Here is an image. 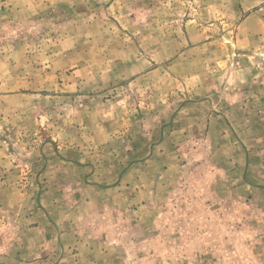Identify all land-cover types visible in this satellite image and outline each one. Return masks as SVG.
Wrapping results in <instances>:
<instances>
[{
  "label": "rangeland",
  "instance_id": "374dc122",
  "mask_svg": "<svg viewBox=\"0 0 264 264\" xmlns=\"http://www.w3.org/2000/svg\"><path fill=\"white\" fill-rule=\"evenodd\" d=\"M0 167V264L82 188L94 264H264V0H0Z\"/></svg>",
  "mask_w": 264,
  "mask_h": 264
},
{
  "label": "crops",
  "instance_id": "0c3cea01",
  "mask_svg": "<svg viewBox=\"0 0 264 264\" xmlns=\"http://www.w3.org/2000/svg\"><path fill=\"white\" fill-rule=\"evenodd\" d=\"M1 174H3V170L0 167V175ZM45 197L48 201L47 204H41L39 209H37L36 211H32L33 217L36 218L35 223L36 222L38 223V226L33 224L34 226H32V229L36 227L39 229L42 228V230H45L46 233L49 232L53 235V240H52L53 243L57 241L56 242L57 244L61 243L63 246H65L64 244H69V245L90 244V246H87L86 248L89 252H85V255L88 254L89 257H86L85 255H83V253H76V251L75 252L72 251L70 252V256L71 254L73 255L74 262L73 263L71 262L72 258H68L70 259V262H68L67 264H81L82 258L85 259L83 264H94L93 262L95 261L94 258L96 254L95 252H91L93 248V244H98V245L103 244L104 246V244L112 243L111 240L116 241L115 239H117L118 235H114L115 237L109 236L110 237L109 239L107 237H104L103 235H99L96 232H94V230L90 228V226L95 225L97 228L104 227V224H106V226H111L115 228L121 226L120 222L118 221L121 218L118 209L102 210L99 208L98 205L94 209V205H95L94 197L93 196L88 197L87 193L85 194L84 188H82L81 193L79 194L78 197H75L74 195L72 196L71 194L70 195L68 194L66 196L60 194V197H55V198H51L50 195H47ZM100 212L105 214L106 218L104 219H106V221L101 220L102 218L98 216L99 218H97L94 222L93 219L96 215H102L99 214ZM102 217H104V215ZM99 220H101V222H98ZM124 226H126V224H124ZM87 228H90V230H88L87 234H85L84 230H86ZM100 229L101 230L99 231H102V228ZM46 241L49 242L48 240ZM81 245L78 246L76 249L79 250L83 249ZM59 246L61 245L59 244ZM62 249L63 248L61 247L60 251L62 255L64 254L63 255L64 258L62 259V262H65L67 260L66 253H63ZM100 255H102L101 257L105 259L116 258L114 255L113 257L110 254L107 255L106 252H103ZM36 257L37 256H32L30 258L36 259ZM19 258L20 259L23 258V254H21ZM38 263H39L38 260H35L31 264H38ZM106 264H117V263L113 261V262H108Z\"/></svg>",
  "mask_w": 264,
  "mask_h": 264
}]
</instances>
